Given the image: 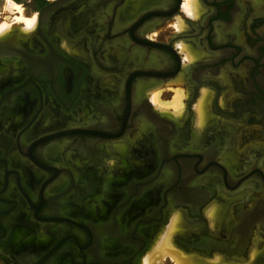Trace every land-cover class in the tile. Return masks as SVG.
<instances>
[{
	"label": "flooded vegetation",
	"instance_id": "flooded-vegetation-1",
	"mask_svg": "<svg viewBox=\"0 0 264 264\" xmlns=\"http://www.w3.org/2000/svg\"><path fill=\"white\" fill-rule=\"evenodd\" d=\"M53 1L30 31L0 16V264H142L173 212L176 249L249 262L264 243V0L36 13ZM179 83L180 114L155 108L150 93Z\"/></svg>",
	"mask_w": 264,
	"mask_h": 264
},
{
	"label": "bare ground",
	"instance_id": "bare-ground-1",
	"mask_svg": "<svg viewBox=\"0 0 264 264\" xmlns=\"http://www.w3.org/2000/svg\"><path fill=\"white\" fill-rule=\"evenodd\" d=\"M140 1L141 0H132L133 10L136 8L137 5H139ZM6 2H7V6L9 9H15L16 10L15 12L18 13V15H16V17L14 18L16 21L23 24L21 28L24 31H30L35 28L36 23H37V14H34L30 17L25 16L22 12V8L16 2H14V0H7ZM181 9L185 14L191 17L198 16L199 14L197 0H183L181 4ZM177 26H179L178 27L179 29L180 25H177ZM11 27L12 26L9 22L0 23V36L7 33L11 29ZM179 45L181 46V50H184V46H182L181 44ZM134 51L131 55V58L137 57V54ZM184 57L185 59H191V54L187 53L184 55ZM137 90H138V87H137ZM174 90L175 91H174L173 97L171 96L172 99L168 102L162 101V99H160V94H161L160 91H152L150 93L151 94L150 99L153 105L155 106V108H157L159 111H164V112L168 111L173 115L180 114V112L182 111L184 107V98L186 96V93L181 89H174ZM205 94L206 93H204L203 95L204 98L201 99L196 105H194L196 108V111L198 112V119H199L198 125L199 126L203 124V119H204V114H203L204 109L203 108H205V106L207 105L206 102L208 101V98L205 99L206 98ZM215 210L216 208H214V210L210 212L209 211L207 212L213 215ZM179 224H180V221L178 220L177 216L175 215L171 216L168 225L164 228L163 232L160 234L154 246L143 256L142 264H165L166 262H169V263L171 262L172 264H215L214 263L216 259L215 257L212 259H201V258L197 259L195 257L191 258L190 256L184 255L182 252H180V250L175 249L172 246L171 235L173 231H175L180 226Z\"/></svg>",
	"mask_w": 264,
	"mask_h": 264
},
{
	"label": "rangeland",
	"instance_id": "rangeland-1",
	"mask_svg": "<svg viewBox=\"0 0 264 264\" xmlns=\"http://www.w3.org/2000/svg\"><path fill=\"white\" fill-rule=\"evenodd\" d=\"M7 0H0V16H3V15H10L11 14V12H13L14 14H12V15H15V17H16V15H18V13L17 12H15L16 10L15 9H9L8 8V6H7V2H6ZM14 2H16L21 8H22V12H23V14L25 15V16H28V17H30V16H32V15H34V14H37L36 13V11H37V9H38V7L40 6V4H41V2H43V0H14ZM131 4H132V1H131ZM180 16H176V19H177V21H176V28L178 29V27L179 26H177V25H180V28L182 27V20L179 18ZM179 19V20H178ZM0 21H3V22H8L6 19H4V18H0ZM14 22H18V21H16L15 20V18H14ZM0 23H2V22H0ZM10 23V22H9ZM20 25H22L23 26V24L22 23H20V22H18ZM180 23V24H179ZM179 28V29H180ZM180 46V45H179ZM181 47V46H180ZM179 82V81H178ZM176 87H180V88H177V89H181V87H182V85H181V83H179L178 85H176ZM182 90V89H181ZM158 91H160V90H158ZM174 91L175 90H173V91H168V93L165 95L164 93H163V91H161V93L163 94H161V96H160V99L162 98V101H165V100H163V99H167V101H165V102H168V101H170L172 98L171 97H167V95L169 94V93H172V94H174ZM185 92V91H184ZM204 93L205 92H203L201 95H200V98L198 99V101H197V103L201 100V99H203L204 97H203V95H204ZM206 96V98L205 99H207L208 98V100H209V95L206 93L205 94ZM150 96H151V94H150ZM173 97V96H172ZM196 103V104H197ZM207 103V102H206ZM195 104V105H196ZM194 108H195V106H194ZM204 109V108H203ZM168 112V111H167ZM203 112H204V110H203ZM204 114V117H205V112L203 113ZM195 118H196V121H197V123H198V112L196 111V108H195ZM211 207V208H210ZM214 208H216V210H217V205H215V204H213V205H209V207L207 208V210H206V213H208L207 215L209 216V217H213L215 214H216V210H215V212H214V214L213 215H211L209 212L210 211H212V210H214ZM207 211H209V212H207ZM173 215H175V216H177V218H178V220L180 219V216L178 215V213L177 212H173V214H172V216ZM209 222H212L210 219H209ZM176 231V230H175ZM175 231H173V233L175 232ZM172 233V234H173ZM157 240H158V238H157ZM156 240V241H157ZM171 242H172V235H171ZM172 246L174 247V245L172 244ZM175 248V247H174ZM176 249V248H175ZM262 249H264V243H263V246H262V248L260 247V245L258 246V245H255V243H253L252 245H251V248H250V250H249V262H247L246 264H264V250H262ZM181 252V251H180ZM183 253V252H182ZM184 255H186V256H190L191 258L193 257H195V258H197V259H199V258H201V257H198L197 255H191V254H186V253H183ZM216 258L215 259V261H214V263L215 264H244V263H242V262H237V261H231V260H228L227 258H225L224 256H221L220 254H215V256H213L212 258ZM212 258H201V259H212ZM217 262V263H216ZM165 264H172L171 262L169 263V262H166Z\"/></svg>",
	"mask_w": 264,
	"mask_h": 264
},
{
	"label": "water",
	"instance_id": "water-1",
	"mask_svg": "<svg viewBox=\"0 0 264 264\" xmlns=\"http://www.w3.org/2000/svg\"><path fill=\"white\" fill-rule=\"evenodd\" d=\"M58 3L59 2H57V1H53V2L48 3L40 12H38V14H37L38 19H40L42 15H45V14L49 13L51 10H53L54 7Z\"/></svg>",
	"mask_w": 264,
	"mask_h": 264
}]
</instances>
